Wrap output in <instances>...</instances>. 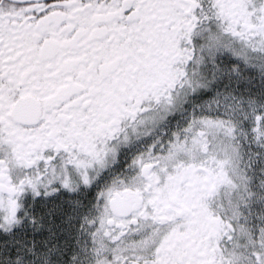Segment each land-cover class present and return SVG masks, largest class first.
<instances>
[{"label": "snow or ice", "instance_id": "obj_1", "mask_svg": "<svg viewBox=\"0 0 264 264\" xmlns=\"http://www.w3.org/2000/svg\"><path fill=\"white\" fill-rule=\"evenodd\" d=\"M0 264H264V0H0Z\"/></svg>", "mask_w": 264, "mask_h": 264}]
</instances>
